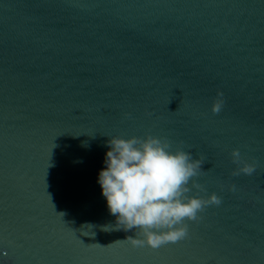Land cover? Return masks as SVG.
I'll list each match as a JSON object with an SVG mask.
<instances>
[{
    "label": "water",
    "instance_id": "obj_1",
    "mask_svg": "<svg viewBox=\"0 0 264 264\" xmlns=\"http://www.w3.org/2000/svg\"><path fill=\"white\" fill-rule=\"evenodd\" d=\"M145 133L222 197L155 250L103 230L98 183L109 136ZM0 264H264V0H0Z\"/></svg>",
    "mask_w": 264,
    "mask_h": 264
},
{
    "label": "clouds",
    "instance_id": "obj_2",
    "mask_svg": "<svg viewBox=\"0 0 264 264\" xmlns=\"http://www.w3.org/2000/svg\"><path fill=\"white\" fill-rule=\"evenodd\" d=\"M223 96L218 90L212 113L223 110ZM109 137L106 167L100 170L98 183L116 221L104 225V231H134L135 236H128L127 242L155 250L184 240L189 235L188 222L199 220L208 206L222 203V197L214 191L206 196L199 194L207 192L195 179L204 172L205 157L198 153L199 158H194L184 149L183 141L174 147L167 137L151 133ZM230 157L236 165L232 176H250L256 171V164L245 160L239 148H233ZM229 190L235 192L236 185H229Z\"/></svg>",
    "mask_w": 264,
    "mask_h": 264
}]
</instances>
